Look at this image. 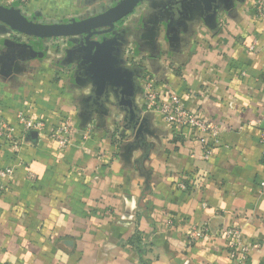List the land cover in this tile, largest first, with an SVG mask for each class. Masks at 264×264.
<instances>
[{
	"label": "crops",
	"instance_id": "1",
	"mask_svg": "<svg viewBox=\"0 0 264 264\" xmlns=\"http://www.w3.org/2000/svg\"><path fill=\"white\" fill-rule=\"evenodd\" d=\"M119 1L29 0L21 12L71 22ZM254 1L215 0L205 14L199 0H140L116 24L110 37L136 84L139 138L111 88L91 108L77 38L37 40L0 24V120L23 136L19 151L0 149V167L13 168L0 179V264H234L228 229L251 246L249 264H264V19ZM148 83L218 127L208 160L202 134L145 108ZM18 113L50 126L70 119L71 143L22 135ZM194 227L204 236L190 238Z\"/></svg>",
	"mask_w": 264,
	"mask_h": 264
},
{
	"label": "water",
	"instance_id": "2",
	"mask_svg": "<svg viewBox=\"0 0 264 264\" xmlns=\"http://www.w3.org/2000/svg\"><path fill=\"white\" fill-rule=\"evenodd\" d=\"M199 1L205 14H210L215 0ZM183 2L193 3L194 0H176L177 5ZM139 3L140 0H120L99 14L60 23L38 22L26 17L19 8L0 4V24L20 36L37 40L77 38L78 54L84 67L83 75L94 82L91 108L99 109L106 99L108 88H111L117 94V106L128 112L125 129L139 138L144 130V123L140 121L133 105L136 84L132 72L118 65L119 59L115 55L118 39L110 37L116 24L131 15ZM25 49L31 50L29 47ZM28 135L36 137L35 133Z\"/></svg>",
	"mask_w": 264,
	"mask_h": 264
},
{
	"label": "built area",
	"instance_id": "3",
	"mask_svg": "<svg viewBox=\"0 0 264 264\" xmlns=\"http://www.w3.org/2000/svg\"><path fill=\"white\" fill-rule=\"evenodd\" d=\"M29 0H0V4L6 7H16L20 10L28 5ZM256 14L264 19V0H256L253 3ZM144 106L147 110L158 113L169 124L186 127L202 134L200 144L203 147V157L208 160L213 153L215 146L219 144L218 127L201 116L195 115L184 109L179 97L170 95L168 100L163 101L154 89L152 83H148L144 95ZM16 121L21 128L22 135L35 133L37 138H45L54 142L59 149H65L72 141L74 135V125L70 119H66L59 125L50 126L43 120H33L22 113H18ZM15 137V127L6 121L0 120V149L3 145H8L10 149L17 152L23 144V136ZM261 145L260 164L264 168V132L258 137ZM13 175L12 167H0V179L9 180ZM179 188L186 190L184 184H179ZM259 191L264 192V181L259 183ZM205 227H194L188 233L190 238L204 236ZM229 240V258L234 264H249L248 253L251 246L243 242L238 229H228L225 232ZM255 247V246H254Z\"/></svg>",
	"mask_w": 264,
	"mask_h": 264
},
{
	"label": "trees",
	"instance_id": "4",
	"mask_svg": "<svg viewBox=\"0 0 264 264\" xmlns=\"http://www.w3.org/2000/svg\"><path fill=\"white\" fill-rule=\"evenodd\" d=\"M130 243L132 244L133 248L137 250V252H140L143 249V246H145V244H142L143 241L139 235L133 236V239L130 240Z\"/></svg>",
	"mask_w": 264,
	"mask_h": 264
}]
</instances>
